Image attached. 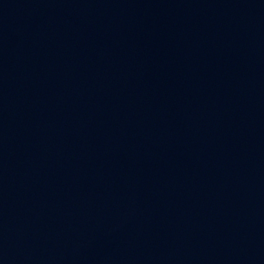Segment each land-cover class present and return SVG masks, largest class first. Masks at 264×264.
<instances>
[{
    "label": "water",
    "instance_id": "water-1",
    "mask_svg": "<svg viewBox=\"0 0 264 264\" xmlns=\"http://www.w3.org/2000/svg\"><path fill=\"white\" fill-rule=\"evenodd\" d=\"M202 0H0V102Z\"/></svg>",
    "mask_w": 264,
    "mask_h": 264
}]
</instances>
